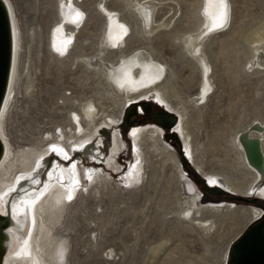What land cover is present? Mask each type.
<instances>
[{"label": "rangeland", "instance_id": "obj_1", "mask_svg": "<svg viewBox=\"0 0 264 264\" xmlns=\"http://www.w3.org/2000/svg\"><path fill=\"white\" fill-rule=\"evenodd\" d=\"M10 1L21 38L20 77L6 116L12 147L49 149L52 139L77 135L72 115L82 117L93 105L96 129L91 140L100 160L79 153L75 157H80L81 170L95 167L110 177L104 184L82 176L61 221L59 235L66 240L61 264H227L231 244L257 221L251 220L249 208L260 207L264 216V200L247 195L255 174L231 143L238 136H255L253 125L264 123V40H246L264 25V0H224L227 16L217 29L206 24L207 0H148L156 4L152 21L167 20L170 27L147 38L139 34L143 21L129 9V0ZM71 3L83 16L77 29L60 11ZM114 18L128 29L121 47L105 39ZM60 25L72 34L62 57L50 46L52 31ZM187 34L197 39L185 49ZM139 53L153 62L152 70L163 66L159 82L169 107L153 92L124 103L127 94L99 74L121 56ZM149 125L159 128L162 143L156 148L141 145L137 151L132 133ZM114 135L122 145L117 153L110 150ZM102 158L114 159L116 165L111 168ZM55 160V153L43 159L42 184ZM62 162L69 166L71 161ZM134 165L142 168L129 182ZM226 178L236 193L224 186ZM188 190L197 194L200 208L185 217ZM234 196L257 203L225 199ZM220 202L234 203L241 219L225 207L210 208Z\"/></svg>", "mask_w": 264, "mask_h": 264}, {"label": "bare ground", "instance_id": "obj_2", "mask_svg": "<svg viewBox=\"0 0 264 264\" xmlns=\"http://www.w3.org/2000/svg\"><path fill=\"white\" fill-rule=\"evenodd\" d=\"M205 2H208L207 12L210 17L206 20V24L209 25L208 28L217 29L219 28L217 25L225 20L222 16L224 9L221 0H207ZM0 3L6 12L8 20L10 47L8 75L3 99L0 104V264H61V260L65 258L66 245L64 243L65 239H61L59 234L63 224L61 221L70 206L68 197H74L77 194L82 176L90 183L98 179L107 184L110 180V177L99 168L83 169L82 167L83 170H81L80 157H75V153H79V155L82 154L89 160L96 162L100 160V152L97 147L92 146L93 142L91 140V136L95 132L94 129H96L93 122V119H95V108L93 105H88L82 117L78 114H73V119L76 118L77 135L68 136L66 137L67 139L58 140L54 138L50 141L49 149H35L33 147L14 149L12 147L6 134V116H8L7 114L14 98L16 80L18 81L17 77H20V74L18 75V59L21 49V38L17 17L11 1L0 0ZM155 5V3L148 0H129L128 2L129 9L142 18L143 26L139 30V34L143 38L170 27L166 26L167 20L152 21ZM60 11L64 17L63 20L72 23L75 28L78 26L81 17H83L82 12L75 8L72 3L60 9ZM77 13H80L78 18ZM127 32V27L114 18L108 27L105 39L108 44H116L115 46L119 47L120 45L121 47L123 36ZM71 38L72 34L70 32L66 33L64 26H55L50 41L52 51L61 57L65 55L71 47ZM196 39L191 34L184 36L185 49L192 47L193 41ZM246 40L250 42L263 41L264 25L257 26L256 29L252 30ZM262 50L264 51V49ZM196 51L199 52V49H196ZM87 66L89 67L90 65L87 64ZM152 66L153 62L145 60L142 53L131 54L127 59L121 56L119 61L111 66L109 65V67L103 66L106 68L99 74L109 86L113 85L115 89L127 94L126 97L124 96L125 98L123 97L124 103L129 100H137L153 92L157 101L160 100L164 102L166 107H169L162 93L163 85L159 82L164 68L159 66L152 70ZM95 70L97 69L94 68ZM208 70L209 68H206L204 74H202L204 78H206L205 74ZM98 71L100 72V69ZM205 83L209 85L207 81ZM159 118L157 117V119ZM86 122L91 127H83V123L86 124ZM102 124L107 127L108 123L103 122ZM253 128L256 130V132H252L255 136L248 135L244 140L238 136L231 143L234 150L240 153V160L245 162L255 174L254 183L247 195H255L259 199L264 200V123L254 124ZM178 131L183 134L181 127H178ZM159 132L161 131L156 126L140 127L132 133L134 148L137 151H142L140 150L141 145H149L153 148L158 147L161 142ZM111 139L113 140V147L110 149L111 153H117L121 143L115 135ZM139 141L142 143L140 144ZM53 145L61 151H53ZM162 150L166 152L163 146ZM52 153L56 154L58 161H54L51 170L46 174L47 180L42 184L43 159ZM185 153L186 157L192 161V153L187 145L185 146ZM140 154L143 155L142 152ZM102 159L111 168L116 165L114 159ZM168 160L176 163V160L171 156L168 157ZM59 161L61 163H63L62 161L71 162L69 166H65ZM192 165L198 173H203L198 164L192 162ZM140 168H142L141 165L133 166L128 174L129 182L135 179V175H138L137 171ZM175 169L179 178H184L178 163L175 164ZM182 182L185 181L183 180ZM224 186L231 190V193H236L237 191L228 178L224 179ZM12 189L15 190L11 191ZM188 191L190 196L185 199V203H187L189 208L183 213L185 217H188L192 209L200 208L195 199L197 194H193L191 190ZM228 198L225 197L226 200ZM234 198L240 199L228 201L249 203L250 205L257 203L256 199L250 200L239 196H234ZM218 207H225L232 213V217H236L238 221L241 219L234 203L225 204L220 202L219 205L210 206L211 209ZM249 215L251 220L258 221L262 216V212L256 207H251L249 208ZM202 223V221H198V225ZM229 253L230 249L227 264H229Z\"/></svg>", "mask_w": 264, "mask_h": 264}, {"label": "water", "instance_id": "obj_3", "mask_svg": "<svg viewBox=\"0 0 264 264\" xmlns=\"http://www.w3.org/2000/svg\"><path fill=\"white\" fill-rule=\"evenodd\" d=\"M9 56L8 20L6 12L0 3V104L6 86ZM233 199L237 200L240 198H228V200ZM229 255V264H264V216H262L255 224L249 226L241 236L231 244Z\"/></svg>", "mask_w": 264, "mask_h": 264}, {"label": "snow or ice", "instance_id": "obj_4", "mask_svg": "<svg viewBox=\"0 0 264 264\" xmlns=\"http://www.w3.org/2000/svg\"><path fill=\"white\" fill-rule=\"evenodd\" d=\"M221 3H224V0H221ZM77 15V18L80 16V13H77L76 14ZM222 16H223V18L226 20V16H227V11H226V9H225V12L222 14ZM218 27H223L224 26V24H223V21L219 24V25H217ZM53 151H55V152H59V151H61L60 149H58L55 145H53ZM15 189H12L11 191H14ZM72 197L71 196H69L68 197V199L70 200Z\"/></svg>", "mask_w": 264, "mask_h": 264}, {"label": "flooded vegetation", "instance_id": "obj_5", "mask_svg": "<svg viewBox=\"0 0 264 264\" xmlns=\"http://www.w3.org/2000/svg\"><path fill=\"white\" fill-rule=\"evenodd\" d=\"M255 207H256V206H255ZM257 208H258L259 210H262V209H260V207H257ZM261 212H262V211H261ZM262 216H263V214H262ZM262 216H261V217H262Z\"/></svg>", "mask_w": 264, "mask_h": 264}]
</instances>
